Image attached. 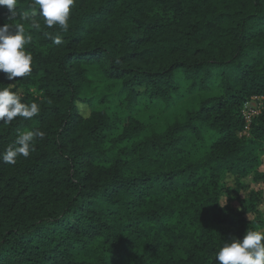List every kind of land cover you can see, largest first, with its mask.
Instances as JSON below:
<instances>
[{"label":"trees","instance_id":"1","mask_svg":"<svg viewBox=\"0 0 264 264\" xmlns=\"http://www.w3.org/2000/svg\"><path fill=\"white\" fill-rule=\"evenodd\" d=\"M10 15L0 6V26L31 32L33 71L0 73V86L41 112L0 122V152L25 130L45 137L27 159L0 161V264H215L224 241L264 229L258 197L254 219L220 205L227 176L264 178V109L239 136L245 102L264 97V0H76L67 32ZM94 69L125 116L83 95ZM184 82V95L221 93L154 131L133 113L143 99L174 103Z\"/></svg>","mask_w":264,"mask_h":264},{"label":"clouds","instance_id":"2","mask_svg":"<svg viewBox=\"0 0 264 264\" xmlns=\"http://www.w3.org/2000/svg\"><path fill=\"white\" fill-rule=\"evenodd\" d=\"M76 0H32L31 11L18 13V0H0V6L10 12L9 20L17 17L23 21H31L32 29H40L36 21L37 13L43 18L48 28L59 26V30L67 32L71 14ZM33 36L26 31L23 23H5L0 26V73L5 74L8 81H16L17 77L26 78L33 71V56L26 50ZM55 45L63 43L60 35L52 38ZM17 82V81H16ZM0 86V122L12 124L17 118L32 120L41 112L36 102H23L19 90ZM45 133L39 129L25 130L18 133L13 144L0 152V161L4 164L15 165L18 158L27 159L36 150L37 140H43ZM227 203V201H226ZM225 204H220L223 207ZM215 264H264V229L249 228L243 239L233 237L224 241L223 246L215 254Z\"/></svg>","mask_w":264,"mask_h":264},{"label":"rangeland","instance_id":"3","mask_svg":"<svg viewBox=\"0 0 264 264\" xmlns=\"http://www.w3.org/2000/svg\"><path fill=\"white\" fill-rule=\"evenodd\" d=\"M187 84L186 82L182 85L183 95L178 97L174 103L170 105L157 103L149 104L146 102V99H143L139 102L136 107H134L133 113L137 117L143 120L146 123L147 128L150 131L157 129H162L164 125L171 122L177 116H180L185 112L187 108H195L199 106L200 102L205 99L207 96H212L216 93H221L220 90L215 87L210 92H200L197 91L193 94H186ZM117 92V86L113 82H110L102 74H100L96 69H94L90 75L89 80L85 85L84 96H95V97H104L105 104L113 107L117 112L123 111V115L130 112L129 109H124V105L115 97ZM253 108L255 114L258 115L261 113V110L264 109V97L263 96H252L247 100L242 108V114L245 119H249L251 116L250 108ZM80 109L83 114L88 116L90 114L91 108H85L84 105L80 104ZM250 125L245 124L242 131L239 132L240 137H250L251 128L248 129ZM262 163L258 166V173L264 176V150L260 151ZM239 181L242 183L239 187ZM223 196L222 204H225L228 207H233L237 210L243 211L244 216L247 219H254L257 216V211H253L252 203L255 201V198L258 197L257 206L259 210H264V178L260 180L255 179L254 173L250 174L247 177H239L237 175L227 176L225 179V189ZM256 206V207H257Z\"/></svg>","mask_w":264,"mask_h":264},{"label":"built area","instance_id":"4","mask_svg":"<svg viewBox=\"0 0 264 264\" xmlns=\"http://www.w3.org/2000/svg\"><path fill=\"white\" fill-rule=\"evenodd\" d=\"M263 110V109H262ZM261 110V111H262ZM250 112H251V116H250V118L249 119H246L247 121V124H249L250 126L248 127V129H250V127H251V125H252V123H253V120H254V117H256L257 115L255 114V111H254V109L251 107L250 108ZM259 115V114H258Z\"/></svg>","mask_w":264,"mask_h":264}]
</instances>
